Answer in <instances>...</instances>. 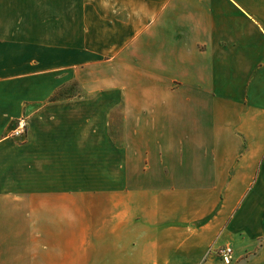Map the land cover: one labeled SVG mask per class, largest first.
Wrapping results in <instances>:
<instances>
[{"label":"crops","instance_id":"obj_1","mask_svg":"<svg viewBox=\"0 0 264 264\" xmlns=\"http://www.w3.org/2000/svg\"><path fill=\"white\" fill-rule=\"evenodd\" d=\"M87 30L0 24V264H264V0H89Z\"/></svg>","mask_w":264,"mask_h":264},{"label":"rangeland","instance_id":"obj_2","mask_svg":"<svg viewBox=\"0 0 264 264\" xmlns=\"http://www.w3.org/2000/svg\"><path fill=\"white\" fill-rule=\"evenodd\" d=\"M11 23L33 39L89 46V0H0V24ZM82 91L79 82L71 81L59 88L57 97L80 96Z\"/></svg>","mask_w":264,"mask_h":264},{"label":"built area","instance_id":"obj_3","mask_svg":"<svg viewBox=\"0 0 264 264\" xmlns=\"http://www.w3.org/2000/svg\"><path fill=\"white\" fill-rule=\"evenodd\" d=\"M27 131V119L22 116L16 121L15 128L10 133L12 137H21ZM214 253L220 257L222 262L230 264L233 255V249L230 245H221L213 249Z\"/></svg>","mask_w":264,"mask_h":264},{"label":"trees","instance_id":"obj_4","mask_svg":"<svg viewBox=\"0 0 264 264\" xmlns=\"http://www.w3.org/2000/svg\"><path fill=\"white\" fill-rule=\"evenodd\" d=\"M57 94H58V93H56L54 96H52V97L50 98V100H51V101L56 100V99H57Z\"/></svg>","mask_w":264,"mask_h":264}]
</instances>
